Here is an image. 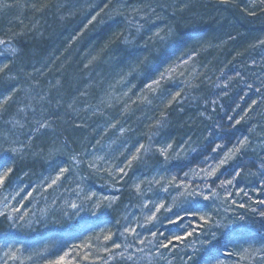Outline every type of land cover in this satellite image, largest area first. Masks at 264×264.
I'll list each match as a JSON object with an SVG mask.
<instances>
[{
  "label": "trees",
  "instance_id": "obj_1",
  "mask_svg": "<svg viewBox=\"0 0 264 264\" xmlns=\"http://www.w3.org/2000/svg\"><path fill=\"white\" fill-rule=\"evenodd\" d=\"M136 22L139 32L130 27ZM129 34L135 43L127 45ZM0 40L16 51L0 57V67L8 64L0 73V101L11 94L0 110V161L14 168L7 199L23 187L46 185L45 178L68 167L60 183L83 201H99L102 187L120 190L85 224L97 237L138 200L130 191L142 177L141 160L126 176L114 171L115 164L158 135L152 142L171 144V155L151 157L148 168H158L165 182L175 175L177 183L210 184L220 199L205 202L206 211L214 220L235 222L213 228L212 244L206 243L210 233L199 237L192 258L178 256L173 264L212 262L226 250L264 246V219L251 211L264 209L255 202L264 199V0H0ZM173 67L171 82L154 85L156 92L146 87ZM176 92L177 101L166 107ZM23 97L39 104L36 113L23 101L17 106ZM245 137L215 177L200 178V168L217 163ZM216 144L222 147L214 152ZM221 180L233 184L220 187ZM241 203L245 208L237 207ZM167 230L182 233L175 225ZM243 264L264 259L256 255Z\"/></svg>",
  "mask_w": 264,
  "mask_h": 264
},
{
  "label": "rangeland",
  "instance_id": "obj_2",
  "mask_svg": "<svg viewBox=\"0 0 264 264\" xmlns=\"http://www.w3.org/2000/svg\"><path fill=\"white\" fill-rule=\"evenodd\" d=\"M130 27L138 32L139 29H141V26L138 25L137 22L131 23ZM138 32L137 34H139ZM131 43H135L134 36L129 34L124 44L128 45ZM12 49V46L9 44H0V57H12L16 53V51L13 52ZM169 75L171 76V73H169ZM168 81L171 82V79L168 77H165L163 80L165 83ZM184 100L186 101L185 98ZM15 101L17 106L22 104L21 101L27 103V111L31 113H36L37 108L39 107V104L24 97L22 100L17 98ZM154 136L158 137V135H151V140L148 139V144H152L153 146L152 151L147 154H144L143 150L140 152V166L142 167L143 173L141 179L138 180V184L140 185L141 192L138 193L136 188L134 192L130 191L138 200L132 205L125 207L124 212L116 218L115 224L112 228L106 230L100 229L97 234V237H100L99 240L96 239L97 237H95L94 234L91 236V230L85 224H89L88 221H90V223L92 222L95 214L100 211L101 207L107 205L105 202L117 200V198L113 196L119 193V189L102 187L101 189L103 193L101 199L93 204L87 199L83 201L79 197V194L77 196L76 191L71 190L73 187L70 186L71 189H68L59 183L54 189L45 190L44 187L37 188L34 192H31L32 196L27 201V198L23 197L24 190H20L18 192L19 194H16L13 199H7L5 189L7 188L8 181H6L5 186L0 188V205L10 204L11 208H17L20 204H23V207L20 209V212H12L13 219L10 220L7 218V225L1 227H6V229L0 230V264H21L19 259L11 260L4 255L9 249H12L13 251H16L17 249L21 250L17 251L16 255L18 257H23V264H46L47 260L55 259L59 255H62L63 252L67 251L73 244L79 245L85 242L91 243L93 248L91 250H74L73 258L77 259L79 264H90V261L96 257H99V259L96 260V264H173L174 262L176 263V258L178 256H180V258L185 256V254L187 256H192L196 252L193 251V248L196 246V240L203 236L194 234L193 237H189L188 240L184 242L188 245L187 247H184L183 244L175 247L174 250H172L171 246L169 248L158 247L159 241L166 240V238H170L171 236L167 230L168 226H171L167 223V217L172 216L173 213H168L165 212L164 209H161V211L157 213L156 221L145 222V216L150 215L153 210V203H147L148 201L155 202L163 199L167 206L168 204H171L172 196H175L178 193H175L177 191L175 186L169 187L168 192L165 193L160 190L162 184L149 183L154 177L160 178L162 176L159 175L158 168H148L146 161L153 156L156 157L158 154L160 155L157 150L159 147L169 144L167 142L164 143L161 140L158 143L152 142V140L157 139V137ZM148 144H146V146ZM169 154L171 155V149L168 152V155ZM159 157H161V155ZM162 159L165 158L162 156ZM126 163L127 161H124L119 165L115 164L114 171H117L116 167H123ZM128 170L129 169H126L127 172ZM112 172H110L109 175ZM163 182H165V180H163ZM44 186L46 187V185ZM107 198H112V200H108ZM72 202H75L80 207L77 210H73L70 207V203ZM97 202L101 205L98 209L96 208ZM109 202L108 204H110ZM146 203L147 207H145ZM40 208L43 210V213H40ZM5 211H10V209L6 208ZM175 211L176 210L173 208V212ZM49 212L54 215H49ZM25 213L26 215H24V218L21 220L20 216ZM1 217L2 216H0V218ZM137 224L144 226L136 227ZM188 225L189 222L186 220L181 223L179 228H181L182 232H185L189 230ZM34 226L35 228H33ZM126 227H135L138 236H133L124 232ZM33 229H42L46 238H44L43 241H40L37 237L30 235V232ZM153 231L156 232L155 238L151 235ZM102 232L104 233L100 235ZM121 232H124L123 236L121 235ZM109 233H112V237L110 240L105 241L103 237ZM161 233H163V235H161ZM144 237H147L145 243L140 244L138 240L143 239ZM13 238L21 239L25 243H19L18 241L13 242ZM151 240H155L157 246L150 244L149 241ZM192 240L195 241L194 244L189 243V241ZM114 243H119L121 248H114ZM125 245H128V247H125ZM104 248H108L110 251L105 252ZM45 249H47V251H45ZM139 249H143V251H140ZM87 251H91L92 253L88 261L83 259V256ZM122 252L124 255H121ZM237 252L238 253L226 250L222 253V256H219V259L208 262V264H218L219 261H222L223 264H243L244 261L249 260L240 259L243 252ZM229 253H231V255H229ZM129 256L132 258L129 259ZM201 264H205V262Z\"/></svg>",
  "mask_w": 264,
  "mask_h": 264
},
{
  "label": "snow or ice",
  "instance_id": "obj_3",
  "mask_svg": "<svg viewBox=\"0 0 264 264\" xmlns=\"http://www.w3.org/2000/svg\"><path fill=\"white\" fill-rule=\"evenodd\" d=\"M222 2H227V0H222ZM94 19V17H93ZM157 35H159V32L156 33ZM161 39H163V37H161ZM8 42L4 41V40H0V44H6ZM261 44H264V40L260 41ZM13 52H15L14 49H12ZM188 61L185 60L184 63H187ZM8 67V64L5 63L3 65V67H0V73H2L6 68ZM175 68H168L165 70V72H162L160 74V77L158 79L153 80L151 83H148L146 85V87L148 89H151L153 92L157 91V88L153 87L154 85L159 86L161 84V81L165 79V77H168L169 79H171V76L169 75V73L174 72ZM225 87H227V85H225ZM249 88L252 87L251 84L248 85ZM256 91H260L259 88L256 89ZM225 95H227V93H225ZM180 96V92H176L171 99H167L166 100V107H170L171 104L174 101H177L178 97ZM11 99V94L6 95L2 101H0V110L3 109V105L6 104L9 100ZM144 100H146L148 103H151V100H148L147 97H144ZM164 101H162L163 103ZM213 103H215V101H213ZM253 105L256 103V101L252 102ZM251 110V109H249ZM247 113H245L246 115ZM243 116L240 117V119H237L235 121V124H240L241 120H243ZM166 119V116H164L162 114L161 117V121H157L158 125L162 126L163 121ZM228 120H232V117L229 116ZM40 127L42 128H46L48 127L47 124H40ZM149 139L151 140V136L149 137ZM247 142V137L244 138V140L242 142H240L239 144L233 145V147L229 150H227L226 152L223 153L222 158H220L218 160L217 163H209L207 165V167L204 168H200L199 169V173H203V176H201L200 178L202 180H210L213 177L216 176L217 172L220 170L221 167H223L224 165H226L228 163L229 160L234 159L235 155L238 154L241 150V148L243 147V144ZM222 147L221 144H216L215 148H213V151H218L220 148ZM152 144H148L147 146L144 144H140L138 146V148L136 149V153L134 155L131 156V158H129L127 160V163L124 164L123 167H119L117 168V172L120 176H126L127 175V171L126 169H130L133 161L139 160L141 158L140 156V152L141 150H143L144 154H147L148 152L152 151ZM172 148L171 144H167L165 146L159 147L157 150L160 153L161 156H163L165 158V160H167L168 157V152L169 150ZM6 151L13 153L14 155H18L20 153L19 149L16 148H9L6 149ZM73 159L75 160V157H73ZM208 159H212L211 157H208ZM77 163H79V161H77ZM91 167V165H89ZM262 168H264V164L261 165ZM14 172V168L11 165H7L5 164L3 161H0V188H3L5 186V182L9 180V177L12 176ZM69 172V168L68 167H59L58 171L56 172L55 176H51L46 179V187L44 185H37V187H44L45 190L47 189H54L56 186H58V184L65 178V174H67ZM25 175H27V173H25ZM188 173H185V176H187ZM192 175L195 177L196 175H198V172L196 170H193ZM240 175V171H235L234 174V179L235 177H238ZM150 184H162L161 187V191L167 193L169 190V187L175 185L176 188L181 189V191L175 195L172 196V201L171 204H168L167 206L165 205V201L163 199L158 200V201H148L147 203H153V210L151 211L150 215H146L145 216V222H152V221H156L157 220V213H159L161 211V209H164L165 212L168 213H173L172 216L167 217V223L169 225H175L177 227L181 226V223L183 221L188 220L189 217L192 218V220L189 222V230L182 232V233H178V234H172L170 236V238H166V240H162L159 241L158 243V247L161 248H169L170 246L172 247V250L175 249V247L183 244L184 247H187L188 245L185 244L184 242L186 240H188L189 237H193L194 234L195 235H199V236H205L208 233L211 234V238L207 240V244H212L213 240L216 239V232L212 231L213 228H232L233 224L235 223L234 221H228L227 223L221 221V220H214L213 216L210 212L206 211V209L209 207V204L205 203L207 201H214V200H219L220 196L219 194L212 189L210 184H205V186L202 188L199 185L196 186H192L190 183L189 184H185L183 181H180L179 183H177V178L175 175H173L169 180H167L166 182H163V177L160 178H156L154 177L152 180L149 181ZM233 184V180H221L220 181V187H225L226 185H232ZM264 186V185H262ZM136 191L138 193L141 192L140 189V185L137 184L135 186ZM23 189H21L22 191ZM36 189L33 188L32 191L34 192ZM240 191H244L243 189H240ZM19 194V193H17ZM143 194V193H141ZM28 196H31V192H29L27 194ZM92 196L95 195V193L91 194ZM245 195H247V193H245ZM227 196L231 197V192H227ZM109 200H111L112 198H107ZM251 199V198H249ZM178 200H179V204H178ZM257 204L260 205H264V199H260L255 201ZM147 203L145 204V207H147ZM232 204H236L235 200H232ZM100 203L97 202L96 203V208L98 209L100 207ZM110 206V204H109ZM23 207V204H20L19 207L17 208H11L10 204H5V205H0V216H6L8 219H13L12 216V212H20V209ZM70 207L73 210H77L80 206L78 204H76L75 202L70 203ZM237 207L239 208H245V205L243 203L238 204ZM10 209V211H5V209ZM173 208H176V211L173 212ZM225 211H228V208H225ZM252 212H258L259 216L264 219V209H256V208H251ZM25 214H22L20 216V219L22 220L24 218ZM225 220H227L228 218L225 217ZM237 219L239 221H244L245 217L243 215H238ZM144 225L141 224H137L136 227H142ZM207 226V231H205V227ZM124 232H127L133 236H138V233L136 232V228L135 227H126L124 229ZM124 232H121V235H124ZM151 235L155 238L156 237V232L153 231L151 233ZM161 235H163V233H161ZM112 237V233H109L107 235H105L103 237V239L105 241L110 240ZM97 240L100 239V237L96 238ZM147 239V237H144L143 239H139L138 242L140 244H144L145 240ZM150 244H152L153 246H157V243L155 240H151L149 241ZM189 243H195L194 240L189 241ZM201 243L204 244L205 241L201 240ZM113 247L116 249L121 248V245L119 243H114ZM125 247H128V245H125ZM93 248V245L91 243L85 242L83 244H73L67 251H64L62 255H59L58 257H56L55 259H51V260H47L46 264H79L77 259L73 258V252L76 249H87V250H91ZM140 251H143V249H139ZM17 251H21L20 249H17L16 251H13L12 249H9L8 251H6L4 253V255L8 258H10L11 260H17L19 259L21 261V264H23V257L20 256L18 257L16 255ZM45 251H47V249H45ZM105 252L110 251V249L108 248H104ZM193 251H197L196 248H193ZM42 254V253H39ZM159 254V253H158ZM92 255L91 251H87L84 256L83 259L88 261L90 256ZM121 255H124V253L122 252ZM229 255H231V253H229ZM256 255H259L261 257V259H264V246L258 248V249H254L251 246L244 248L243 249V254L241 255L240 259H249V261L251 262L252 259L255 258ZM129 259H131L132 257L129 256ZM192 257L190 256L188 259H191ZM99 259V257H96L95 259L90 261V264H96V260ZM205 264H208L207 261H205ZM218 264H223L222 261H219Z\"/></svg>",
  "mask_w": 264,
  "mask_h": 264
},
{
  "label": "bare ground",
  "instance_id": "obj_4",
  "mask_svg": "<svg viewBox=\"0 0 264 264\" xmlns=\"http://www.w3.org/2000/svg\"><path fill=\"white\" fill-rule=\"evenodd\" d=\"M34 187H32V188H30V187H23V190H24V195H23V197H25V198H27V201L29 200V198L32 196V194H31V196H28L27 194L29 193V192H32V189H33ZM37 188H40V187H37ZM37 188H35V189H37ZM22 190V191H23ZM63 214V213H62ZM92 216H94V215H92ZM6 219H7V217L6 216H2L1 218H0V230L1 229H6V227L5 228H1V227H3V226H6L7 225V221H6ZM7 227H9V226H7ZM107 228L106 229H110L111 227H109V225L108 226H106ZM33 228H35V226L33 227ZM47 232H50V231H47ZM30 235H32V236H34V237H37V239H39L40 241H43L44 240V238H46V235H45V233L43 232V230L42 229H33L31 232H30ZM12 241L13 242H16V241H18L19 243H25L23 240H21V239H17V238H13L12 239Z\"/></svg>",
  "mask_w": 264,
  "mask_h": 264
}]
</instances>
